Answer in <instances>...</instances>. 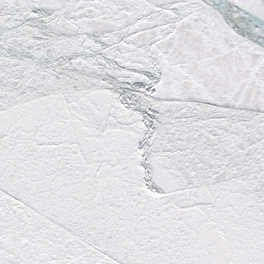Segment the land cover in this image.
I'll use <instances>...</instances> for the list:
<instances>
[{
    "label": "snow or ice",
    "instance_id": "6c2138e0",
    "mask_svg": "<svg viewBox=\"0 0 264 264\" xmlns=\"http://www.w3.org/2000/svg\"><path fill=\"white\" fill-rule=\"evenodd\" d=\"M0 264H264V0H0Z\"/></svg>",
    "mask_w": 264,
    "mask_h": 264
}]
</instances>
